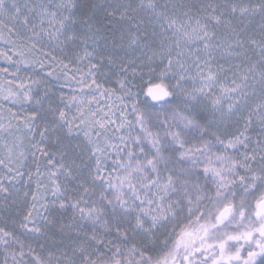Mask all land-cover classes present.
I'll return each mask as SVG.
<instances>
[{
    "label": "snow or ice",
    "instance_id": "snow-or-ice-1",
    "mask_svg": "<svg viewBox=\"0 0 264 264\" xmlns=\"http://www.w3.org/2000/svg\"><path fill=\"white\" fill-rule=\"evenodd\" d=\"M0 264H264V0H0Z\"/></svg>",
    "mask_w": 264,
    "mask_h": 264
}]
</instances>
